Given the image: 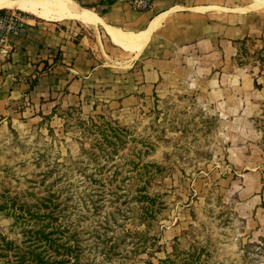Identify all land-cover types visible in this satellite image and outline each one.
I'll list each match as a JSON object with an SVG mask.
<instances>
[{"label":"rangeland","instance_id":"374dc122","mask_svg":"<svg viewBox=\"0 0 264 264\" xmlns=\"http://www.w3.org/2000/svg\"><path fill=\"white\" fill-rule=\"evenodd\" d=\"M65 93L0 116V238L40 250L56 229L76 264H264V128L226 131L194 88ZM16 250L0 239V264Z\"/></svg>","mask_w":264,"mask_h":264},{"label":"crops","instance_id":"0c3cea01","mask_svg":"<svg viewBox=\"0 0 264 264\" xmlns=\"http://www.w3.org/2000/svg\"><path fill=\"white\" fill-rule=\"evenodd\" d=\"M81 1L94 8L95 23L30 20L12 50L0 52V116L15 115L16 104L44 100L53 88L78 99L89 87L130 98L182 86L215 104L226 131L262 132L264 0H156L146 11L131 0ZM109 29L147 32V38L135 54Z\"/></svg>","mask_w":264,"mask_h":264},{"label":"bare ground","instance_id":"6f19581e","mask_svg":"<svg viewBox=\"0 0 264 264\" xmlns=\"http://www.w3.org/2000/svg\"><path fill=\"white\" fill-rule=\"evenodd\" d=\"M1 8L18 9L44 20L74 18L92 24L98 18L91 10L81 8L70 0H0ZM109 31L117 43L134 51L135 54L140 52L147 38V32L133 34L113 29Z\"/></svg>","mask_w":264,"mask_h":264},{"label":"trees","instance_id":"16d2710c","mask_svg":"<svg viewBox=\"0 0 264 264\" xmlns=\"http://www.w3.org/2000/svg\"><path fill=\"white\" fill-rule=\"evenodd\" d=\"M89 7L92 5L85 4ZM30 16L29 14H26ZM57 230L53 229L49 232H45L43 228H38L34 230V236L37 242H42L47 246H43L42 249L38 250L41 246L40 244H35L32 248L28 250H21L19 247L13 246V243L5 238H0L5 249L12 250L17 248L14 252L16 257V264H76L77 251L79 246L75 242H69L70 236H67L68 240L66 242H58L61 236L55 235ZM58 232V231H57ZM63 233V232H59ZM66 236V235H65ZM52 249L54 254L48 253L47 249ZM159 264H176L173 260L168 258L159 260Z\"/></svg>","mask_w":264,"mask_h":264},{"label":"built area","instance_id":"2783aa9c","mask_svg":"<svg viewBox=\"0 0 264 264\" xmlns=\"http://www.w3.org/2000/svg\"><path fill=\"white\" fill-rule=\"evenodd\" d=\"M156 0H131L137 10H150ZM21 10L0 9V52L7 55L12 50V39L24 34L31 25Z\"/></svg>","mask_w":264,"mask_h":264}]
</instances>
